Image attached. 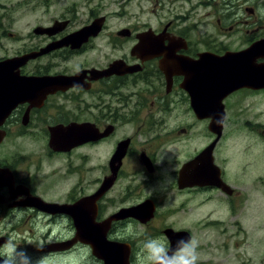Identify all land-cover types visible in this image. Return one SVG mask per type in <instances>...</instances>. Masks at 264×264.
Instances as JSON below:
<instances>
[{"label":"flooded vegetation","instance_id":"obj_1","mask_svg":"<svg viewBox=\"0 0 264 264\" xmlns=\"http://www.w3.org/2000/svg\"><path fill=\"white\" fill-rule=\"evenodd\" d=\"M156 1L149 10L155 20L131 19L116 30L105 15L99 34L80 47L0 70V82H34L0 89V264H106V256L111 264H138L141 244L158 237L170 251L180 239L197 240L196 264H264V255L254 261L247 250L264 248V82L244 84L222 99V108L199 114L182 68L203 54L224 57L257 45L250 64L264 69V21L246 0L202 1L211 11L203 16L192 0H176L180 13ZM214 13L216 35L200 31ZM100 17L77 24L70 10L37 25L30 36L39 43L0 63L62 42ZM236 30L245 35L233 37ZM103 50L120 55L102 63ZM201 94L195 99L212 106ZM228 124L249 130L259 147L242 146ZM81 133L90 139L79 144ZM16 138L21 142L9 147ZM87 151L97 160L93 181ZM108 179L111 187L93 200ZM83 233L88 242L78 238Z\"/></svg>","mask_w":264,"mask_h":264},{"label":"rangeland","instance_id":"obj_2","mask_svg":"<svg viewBox=\"0 0 264 264\" xmlns=\"http://www.w3.org/2000/svg\"><path fill=\"white\" fill-rule=\"evenodd\" d=\"M158 1L163 3L165 8H173L176 13L185 11V9H180L183 5V3L180 1ZM202 1L207 0H192V4L197 6L198 16H203L207 12H211L210 9H207L205 6H201ZM156 2H154V0H51V2L48 3V0H0V58L5 55L15 56L16 54H22L29 51L33 46H36L39 43V38H33L30 36L32 29H34L37 25H49L53 20L63 18L65 14L69 13L70 10L75 12L76 18L78 20L77 24H82L84 21L88 20L92 14L99 16L106 15L112 21L110 25L114 26V29L120 30L124 28V26L126 27L131 19H137L140 21L155 20V17L152 16L153 13H150L149 10L157 9L154 7ZM172 4L173 6L171 7ZM189 7L190 6H186V9ZM245 7L254 8L256 10L255 18L264 21V0H246ZM157 12H159V10L155 11V14ZM240 14L242 15L244 13L240 11ZM215 15L216 13H214L213 17L211 18L213 24L204 28H200V31L207 33L214 32V35H216L215 28L217 24ZM245 16L246 19H250L248 14H245ZM242 30L244 29L242 28ZM243 35H245V33L241 30H236L234 33H232V36L235 38H240ZM109 53L114 52H109L107 50L101 51L99 55L102 63L107 62V58L113 59L120 55V52L114 53L112 55ZM91 56H95L94 53H90L86 57ZM80 61L81 59L76 60L74 64L76 65L75 67L78 66L77 64L80 63ZM261 121L262 129L264 130V117ZM227 126L230 128L229 131L232 134H236L235 136L240 137V143L242 146L250 145L259 147V143L255 141L256 139L249 141V139H251L247 137L249 130H235L233 129V125L228 124ZM199 131H202L201 127H199ZM20 142L21 140L16 138L11 142L9 147H12L13 144L17 145ZM24 142L25 143L23 144H26V146L29 148L35 147L31 140H25ZM38 146L41 150L45 149V143H43L42 140L39 141ZM260 148L264 150V144H262ZM258 150L259 149L248 153H258ZM87 152L91 154V157L87 161L85 168L87 170L89 180L93 181L96 173L95 169L97 160H95V155L93 157L94 151ZM262 160V168H264V157ZM54 163L55 161H50V164ZM88 169H91V171H88ZM260 210L262 212L261 222L263 223L264 202L261 203ZM251 227L254 228L253 225H251ZM41 238L42 236H37L38 243L44 242ZM31 243H33V241H31ZM247 250L254 261H257L258 257L264 255V248L259 250V248H253L251 245L250 247H247Z\"/></svg>","mask_w":264,"mask_h":264},{"label":"water","instance_id":"obj_3","mask_svg":"<svg viewBox=\"0 0 264 264\" xmlns=\"http://www.w3.org/2000/svg\"><path fill=\"white\" fill-rule=\"evenodd\" d=\"M105 20H106V17H104V16L100 17V18L96 19L91 26L86 27V28L80 30L79 32L72 34L67 39L63 40L62 42L49 45L48 47L42 49L38 53L26 54V55H23L21 57H16L13 59H9L5 62H2V63H0V70L3 69V70L8 71V69L10 70L11 68H13V69L14 68L16 69V67L19 68L20 66L26 64L29 60L36 58L42 54L53 51L54 49L59 48V47L72 46V48L73 47L78 48L83 43H85L90 36H95V35L99 34ZM36 32L39 33L41 31L37 30ZM47 33H49V32H47ZM257 47H258L257 45L252 46L248 50L240 52V53H227L224 57H217L213 54L207 53V54L201 55V60L195 62L194 64H184L183 65L182 68L187 69V73H188L187 78H188V81L190 84L189 92L193 96V98H192L193 107H194V109L197 110V112L199 114H201L200 112H204V114H205V112H207L209 110L216 111L217 109L222 108V106L220 104L222 99L228 93L232 92L235 89L240 88L244 84H246V85H254L255 84V85H257L256 87H258V85H260L262 82H264V69H262L263 67L259 68V67L251 66V64H250L251 60L256 55ZM114 66L115 65L111 66V69H113ZM5 76L8 77V76H10V74H8V72H6ZM11 76H12V74H11ZM13 78H14V75H13ZM33 83L34 82H32L31 80L30 81H28V80H21V81L20 80L19 81L10 80L9 81V80L5 79V82L4 81L0 82V86H1L0 89H2V87L7 88L8 90L13 89L12 91H14L17 88H25V89L29 88L30 89V87H32ZM9 91H11V90H9ZM197 92H200L199 95L201 93L202 94L206 93L204 95L205 96L207 95V99L208 98L210 99V97H211L213 100V105L212 106H205L204 104L199 103L195 99V98H197L198 100H200V96L198 94L197 95L195 94ZM24 94H26V93L24 92ZM208 95H210V97H208ZM24 96H22V97H24ZM15 98H16V96H15ZM18 100H19V98H18ZM14 103L15 102H13L12 104H14ZM5 104H7V103H5ZM5 104H4V106H5ZM11 107H10V109H11ZM204 116H206V115H203V117ZM223 120H224V114L223 115L221 114L218 116L217 119H214L212 127H213L215 132L221 131ZM78 139H79L78 140L79 144H81V143L88 141L90 139V137H88L85 133H81L79 135ZM70 140H72V139H70ZM54 146L57 147L56 145H54ZM111 181H112L111 179L106 180L102 189L98 193H96V195H94L92 197V199L95 200L96 196L98 197V196H101L102 194H104L111 187V185H112ZM77 222H78V220H77ZM84 224H86V223H84ZM79 225L80 226L82 225V220L79 221ZM88 235L87 234L85 235L83 233V234L78 235V238L80 240L88 242L87 241ZM98 235H99V233H98ZM86 236H87V238H86ZM94 237L89 238V241L93 247L96 244V241H94L95 240ZM106 257L107 258L103 257L106 261V264H111L110 257L109 256H106Z\"/></svg>","mask_w":264,"mask_h":264},{"label":"clouds","instance_id":"obj_4","mask_svg":"<svg viewBox=\"0 0 264 264\" xmlns=\"http://www.w3.org/2000/svg\"><path fill=\"white\" fill-rule=\"evenodd\" d=\"M199 243L192 237L180 239L174 250H169L164 237L148 239L137 253L138 264H196Z\"/></svg>","mask_w":264,"mask_h":264}]
</instances>
